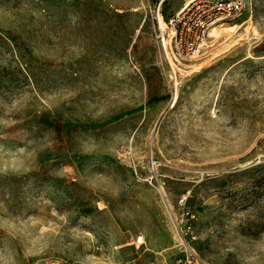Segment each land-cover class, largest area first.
Returning a JSON list of instances; mask_svg holds the SVG:
<instances>
[{
    "label": "rangeland",
    "instance_id": "374dc122",
    "mask_svg": "<svg viewBox=\"0 0 264 264\" xmlns=\"http://www.w3.org/2000/svg\"><path fill=\"white\" fill-rule=\"evenodd\" d=\"M187 0H0V264H264V0L194 59Z\"/></svg>",
    "mask_w": 264,
    "mask_h": 264
},
{
    "label": "built area",
    "instance_id": "2783aa9c",
    "mask_svg": "<svg viewBox=\"0 0 264 264\" xmlns=\"http://www.w3.org/2000/svg\"><path fill=\"white\" fill-rule=\"evenodd\" d=\"M245 0H187L164 26L158 19L157 37L161 40L167 57L178 63L195 58L206 48L212 47L217 40L212 30L223 24L231 23L245 9ZM180 220L182 254L173 263L163 261L157 264H198V255L192 243L198 236L192 229L194 212L183 207Z\"/></svg>",
    "mask_w": 264,
    "mask_h": 264
},
{
    "label": "bare ground",
    "instance_id": "6f19581e",
    "mask_svg": "<svg viewBox=\"0 0 264 264\" xmlns=\"http://www.w3.org/2000/svg\"><path fill=\"white\" fill-rule=\"evenodd\" d=\"M164 24H165V23H163L162 25L164 26ZM217 27H219V26H217ZM217 27H215V28H217ZM215 28H214V29H215ZM214 29L212 30L211 33L214 34V35H216V34L214 33ZM196 55H197V54H196ZM196 55H195V56H196Z\"/></svg>",
    "mask_w": 264,
    "mask_h": 264
}]
</instances>
